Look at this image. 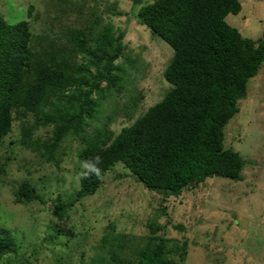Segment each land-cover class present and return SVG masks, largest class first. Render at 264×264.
I'll return each mask as SVG.
<instances>
[{"label":"trees","instance_id":"trees-1","mask_svg":"<svg viewBox=\"0 0 264 264\" xmlns=\"http://www.w3.org/2000/svg\"><path fill=\"white\" fill-rule=\"evenodd\" d=\"M139 1L133 0L134 5ZM241 9L239 0H154L141 5L135 15L138 23L173 51L163 72L170 88L115 135L108 128L116 112L136 109L141 101L135 96L125 105L119 102L126 71L116 61L124 49L123 35L116 34L111 23L87 19L89 23L82 28L66 29L61 40L36 38L27 21L9 25L0 15V149L16 121L26 124L23 144L34 130L52 128L46 141L39 137L33 144L35 151L43 149L40 156L48 163L56 160L68 136L85 143L77 154L82 165L80 189L67 203L56 197L55 217L62 219L66 209L93 195L101 178L117 163L145 188L161 195L158 213L165 216L162 202L168 198L195 190L213 178L242 180L246 161L225 147L224 129L239 112L238 103L247 96L249 80L264 63V39L254 47L226 22L228 15H237ZM95 157L100 158L96 165L99 177L85 178L83 164L95 163ZM5 172L0 160V178ZM15 197L27 203L43 201L29 183L20 184ZM146 228L140 242L127 252L129 237L115 235L111 224L112 231L101 239L106 255L88 264L184 263L187 241L166 238L165 226L157 217ZM17 237L0 227V264L15 251Z\"/></svg>","mask_w":264,"mask_h":264},{"label":"rangeland","instance_id":"rangeland-1","mask_svg":"<svg viewBox=\"0 0 264 264\" xmlns=\"http://www.w3.org/2000/svg\"><path fill=\"white\" fill-rule=\"evenodd\" d=\"M153 1L134 5L133 0H0V15L9 25L27 21L36 38L61 40L66 29L82 28L87 19L111 23L114 32L123 35L124 49L116 61L126 71L119 102L125 105L135 96L141 101L136 109L116 112L108 128L115 135L122 125H129L159 102L170 88L163 72L173 51L135 16L141 5ZM239 1L241 12L228 15L226 22L257 47L264 39V0ZM246 93L238 103L239 112L224 129L225 147L233 148L246 161L242 180L213 178L195 190L168 198L162 202L167 216L158 213L161 195L145 188L117 163L104 174L93 195L66 209L62 219L55 217L52 207L56 197L67 203L80 189L82 165L77 154L85 143L68 136L56 160L48 163L40 156L43 149L35 151L33 144L39 137L46 141L52 128L34 130L23 144L26 124L14 122L0 149V160L6 166L0 178V227L17 235L18 243L2 264H88L94 257L106 255L101 239L112 231L111 224L115 235L129 237V252L155 217L165 226L166 238L187 241L183 264H264V63L249 80ZM112 95L116 101L117 93ZM106 103L111 105L109 100ZM22 183L34 186L43 196L42 203L18 201L15 191Z\"/></svg>","mask_w":264,"mask_h":264},{"label":"clouds","instance_id":"clouds-1","mask_svg":"<svg viewBox=\"0 0 264 264\" xmlns=\"http://www.w3.org/2000/svg\"><path fill=\"white\" fill-rule=\"evenodd\" d=\"M95 163L92 162H85L83 164V167L87 170L83 175L85 178H87L89 175H96L99 177L100 169L96 166L98 163H100V158L95 157Z\"/></svg>","mask_w":264,"mask_h":264}]
</instances>
